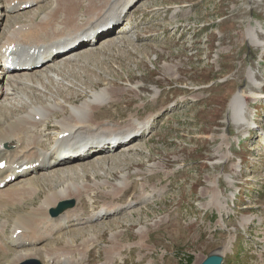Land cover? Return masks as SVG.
<instances>
[{
    "label": "rangeland",
    "instance_id": "obj_1",
    "mask_svg": "<svg viewBox=\"0 0 264 264\" xmlns=\"http://www.w3.org/2000/svg\"><path fill=\"white\" fill-rule=\"evenodd\" d=\"M90 1L82 2L81 18ZM51 5L53 0H46L12 16L35 9L42 14ZM97 8L102 14L103 7ZM124 10L112 23L121 22L99 37L94 49L85 53L84 44L78 57L60 66L58 80L46 83V91L29 89L35 101L10 96L21 114L28 104L41 106L56 97L81 104L92 91L111 88L113 97L95 113L97 121L125 124L151 117L149 128L115 153L69 165L85 172L73 181L91 185L74 199L83 218L107 204L119 211L71 226L52 242L63 245L72 235L80 245L95 235L83 260L73 255L74 264H107L105 251L114 234L123 247L111 264H202L212 254L223 256V264H264V0H132ZM11 20L0 18V39ZM253 28L260 46L249 40ZM239 91L249 127L237 125L230 111ZM60 129L52 118L42 132L48 149ZM123 175L127 187L116 196L113 189ZM59 179L49 178V189L65 187ZM216 187L223 208L211 204ZM46 194L21 203L18 212L39 207ZM6 216L0 213V220ZM44 246L47 242L28 249L39 253L33 259L48 264Z\"/></svg>",
    "mask_w": 264,
    "mask_h": 264
},
{
    "label": "bare ground",
    "instance_id": "obj_2",
    "mask_svg": "<svg viewBox=\"0 0 264 264\" xmlns=\"http://www.w3.org/2000/svg\"><path fill=\"white\" fill-rule=\"evenodd\" d=\"M41 1L43 0H0V18L6 17L14 20H11L13 24L5 31L3 39H0V85L5 82L7 86V91L0 94V98L2 96L4 98V101L0 102V145L4 143L13 145L12 149L0 152V161H6L5 170L12 174L22 166L39 163L38 168L24 171L18 180L0 190V213L7 215L4 220H0V264H20L27 259L38 258L39 253L36 249H28V245L44 243L49 239L51 241L47 243L48 247H40L48 264H74L78 261L73 256L75 254L80 256L79 260H83L85 254L96 241L95 235L83 237L80 245L75 243L72 235L67 236L65 243L59 245L56 241L52 242L54 233L70 225L103 219L106 215L118 212L119 207L104 205L102 210L93 213L88 218L82 216L84 209L74 207L61 215L57 222L48 220L49 210L54 208V205H57L60 200H76V198L81 197L82 192H89L88 188L91 185L88 181L84 179L79 181L80 183L73 181L77 172L85 173L84 169L81 166L69 165H76L77 161H85L93 151L103 148L105 145L111 144L110 147H104L103 150L111 148L110 151H112L114 148H118L131 137L138 136L135 135L136 133L144 132L152 123L151 117L145 122L132 118L125 124L97 121L95 113L100 107L109 103L108 101L113 97L111 88L92 91L90 98L81 104L62 100L58 102L53 93L46 92L49 93L50 98L53 96L56 98H53L52 101L49 99L50 103L41 106L28 104L25 111L22 110L21 114H16V105L13 104V97L10 98V96H16L18 100L23 98L28 102L35 101L32 99L35 94H31L29 89L34 86L38 88V91L40 89L46 91V83H54L58 80L60 75L57 72L60 66L66 65V61L78 57L81 47L61 59L64 62H54L56 50L61 52L69 47L73 48L78 43L82 44L80 41L84 38H90L92 35V38H95L97 32L92 28H95L99 23L104 22L103 24H105L110 20L121 19L127 3L132 0L90 1L86 6V13L84 12L86 15L83 18H81V11L83 10L82 2L85 0H53V5L42 14H39L35 9L23 12L17 17L12 16L27 5L38 4ZM97 5L103 7L101 9L102 14L95 13L97 12ZM111 14L113 15L105 20L104 16ZM83 20L84 22H82ZM248 37L256 46L262 45L254 28L248 30ZM108 38L106 37V39ZM12 45H16L14 54L30 59L32 65L52 62L53 66L48 67V70L14 71L7 67L5 52H3L4 49ZM88 49L90 47L84 52L86 53ZM33 73L34 75L31 76ZM253 73H249L250 79H253ZM37 74H40V77H37ZM245 100V95L239 91L230 103V111L233 121L237 125L249 127L251 122L246 115ZM64 105L68 110H64ZM59 113L64 114L62 119H58L57 114ZM52 118L55 119L56 125L61 129L54 135L55 138L52 143L54 147L48 149L42 132L49 127ZM97 154L102 156L105 152ZM221 156L222 158L226 157V155ZM76 159L78 160L75 161ZM46 168L47 170L51 168L49 173L52 172L53 175H48L46 178L42 174L38 175L39 177L31 176L41 170L46 171ZM2 172L0 170V174ZM46 173L48 174V172ZM49 178H60L59 180L66 185L64 184L65 187L59 190L49 189ZM0 179L3 180V177ZM127 182L126 176L123 175V181L118 182V186L113 189L116 196L125 190ZM228 182L230 186H233V177H228ZM215 185L211 182V187ZM93 186L96 187L95 184ZM120 187L123 188L120 189ZM40 192L47 194L39 207H32L31 210L24 213L18 212L21 203L24 204L33 199ZM141 199L144 202L147 197L143 196ZM211 201V204L215 202L219 208L224 207L218 188L214 191ZM111 242L112 245L105 251L107 264H111L113 258L121 254L123 247L116 234L111 238ZM143 244L144 240L141 241L140 245Z\"/></svg>",
    "mask_w": 264,
    "mask_h": 264
},
{
    "label": "water",
    "instance_id": "obj_3",
    "mask_svg": "<svg viewBox=\"0 0 264 264\" xmlns=\"http://www.w3.org/2000/svg\"><path fill=\"white\" fill-rule=\"evenodd\" d=\"M74 205V202H67V203H62L59 205L58 209L52 210L51 213L53 215H58L61 212H63L65 209L71 207ZM223 262V257L221 255H210L206 258V260L202 264H222ZM27 264H39L36 261H30Z\"/></svg>",
    "mask_w": 264,
    "mask_h": 264
}]
</instances>
